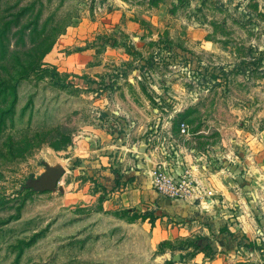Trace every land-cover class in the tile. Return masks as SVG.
Instances as JSON below:
<instances>
[{"label":"rangeland","instance_id":"obj_1","mask_svg":"<svg viewBox=\"0 0 264 264\" xmlns=\"http://www.w3.org/2000/svg\"><path fill=\"white\" fill-rule=\"evenodd\" d=\"M0 264H264V0H0Z\"/></svg>","mask_w":264,"mask_h":264},{"label":"crops","instance_id":"obj_2","mask_svg":"<svg viewBox=\"0 0 264 264\" xmlns=\"http://www.w3.org/2000/svg\"><path fill=\"white\" fill-rule=\"evenodd\" d=\"M108 61V58H107ZM130 102V101H129ZM145 105V110L149 109V104L147 102H144ZM143 105V107H144ZM115 104H112L111 107L109 106V103L107 101V110H110L111 113L115 114H120L123 116H130V114H133V124L136 126L135 131L137 132V138L139 141H142V136L146 132V126L143 124V120L137 116L136 113L131 112V110L128 107H121L120 110H116ZM140 136V138H139ZM85 139L90 143L91 147L85 143V147L79 149L78 152L83 154L84 158H89L93 157L97 159V164H102L103 167L107 166V180L112 181L111 177L114 179V175L116 174L115 171H120V173H125L127 175L130 171L134 172L135 175L141 176L142 172L144 171V168L150 167L148 162L150 161L149 159L147 160L148 162H145V153L143 150V147L139 146V142L137 141L136 144H134L131 147L127 146H122V143L120 139L114 138L113 134L110 133H105L102 131H96L94 134H90L89 138ZM128 156V160L124 161V157ZM124 162V163H123ZM110 176V177H109ZM136 187V188H135ZM133 190L131 191L134 196H138L140 198V195L143 193L141 192L142 186L139 184H136V186L131 187ZM145 192L144 194H146ZM149 193V192H148ZM124 196V195H123ZM152 195H150L151 197ZM155 238H164L159 233V230L154 231ZM163 240V239H162ZM201 261V257L197 255L194 259L193 262H198Z\"/></svg>","mask_w":264,"mask_h":264},{"label":"water","instance_id":"obj_3","mask_svg":"<svg viewBox=\"0 0 264 264\" xmlns=\"http://www.w3.org/2000/svg\"><path fill=\"white\" fill-rule=\"evenodd\" d=\"M64 174V168H50L45 174V180L40 182V186L46 191H53Z\"/></svg>","mask_w":264,"mask_h":264},{"label":"built area","instance_id":"obj_4","mask_svg":"<svg viewBox=\"0 0 264 264\" xmlns=\"http://www.w3.org/2000/svg\"><path fill=\"white\" fill-rule=\"evenodd\" d=\"M181 132H184V125H182L181 127ZM178 166L175 165V163H172V168L169 170H176ZM156 171L158 172V174H156L155 179L153 181L154 186L158 187L160 190H162L163 184H165L167 182V186L171 187V193H173V184L172 181L167 177V175L164 173L165 171V165H159L158 168L156 169ZM163 172V173H162ZM163 182V183H162ZM182 186V185H181ZM178 192V190H177Z\"/></svg>","mask_w":264,"mask_h":264},{"label":"trees","instance_id":"obj_5","mask_svg":"<svg viewBox=\"0 0 264 264\" xmlns=\"http://www.w3.org/2000/svg\"><path fill=\"white\" fill-rule=\"evenodd\" d=\"M146 217H147V216H146L145 214H143V215L141 216L142 220H146ZM256 246H257V245H255V243H253V242H250L249 245H248V247H250V248H251V247L253 248V247H256Z\"/></svg>","mask_w":264,"mask_h":264}]
</instances>
